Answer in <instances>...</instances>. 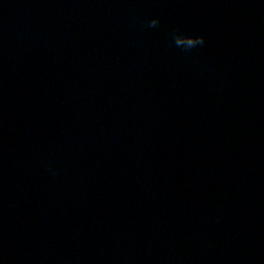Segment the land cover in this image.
I'll list each match as a JSON object with an SVG mask.
<instances>
[{
  "label": "clouds",
  "instance_id": "1",
  "mask_svg": "<svg viewBox=\"0 0 264 264\" xmlns=\"http://www.w3.org/2000/svg\"><path fill=\"white\" fill-rule=\"evenodd\" d=\"M160 20L158 17L151 18L147 22V26L150 28H155L159 26ZM171 43L178 48H182L185 52L196 48L197 46H202L205 43V37L203 35H189L182 33L179 29H174L171 33Z\"/></svg>",
  "mask_w": 264,
  "mask_h": 264
}]
</instances>
